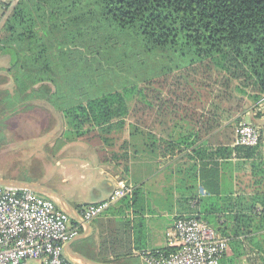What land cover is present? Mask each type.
Instances as JSON below:
<instances>
[{
	"label": "crops",
	"instance_id": "1",
	"mask_svg": "<svg viewBox=\"0 0 264 264\" xmlns=\"http://www.w3.org/2000/svg\"><path fill=\"white\" fill-rule=\"evenodd\" d=\"M3 21L0 8V27ZM185 74L143 88L132 112L94 129L95 140L75 138L64 115L46 103L17 112L0 105L3 140L10 135L28 152L21 168H7L0 179L51 187L80 215L106 200L119 180L131 185L128 205L120 200L83 224L80 234L87 230L84 238L93 244L79 249L95 262L114 264L121 255L118 264H144L148 255L176 249L168 235L178 219L196 217L229 243L218 264H264V146L247 151L236 145L242 124L264 127V115H257L264 99L234 87L224 97L220 87H189ZM176 78L183 84H174ZM74 243L71 249L81 254Z\"/></svg>",
	"mask_w": 264,
	"mask_h": 264
},
{
	"label": "trees",
	"instance_id": "2",
	"mask_svg": "<svg viewBox=\"0 0 264 264\" xmlns=\"http://www.w3.org/2000/svg\"><path fill=\"white\" fill-rule=\"evenodd\" d=\"M0 8V86L14 88L0 90V105L17 112L46 103L64 115L75 138L97 139L94 129L127 116L143 88L171 76L149 65L155 51L184 60L177 70L186 81L176 78V85L220 87L223 97L234 87L264 99V0H0ZM141 69L146 76H138ZM262 146L264 137L256 147H238Z\"/></svg>",
	"mask_w": 264,
	"mask_h": 264
},
{
	"label": "built area",
	"instance_id": "3",
	"mask_svg": "<svg viewBox=\"0 0 264 264\" xmlns=\"http://www.w3.org/2000/svg\"><path fill=\"white\" fill-rule=\"evenodd\" d=\"M263 137L264 127L242 124L236 145L256 147ZM132 194V186L119 180L106 200L84 208L81 217L89 223ZM72 220L67 211L48 198L32 191L0 187V264H77L64 253L65 245L84 227L81 223L74 226ZM168 237L176 252L148 255L144 264H218L229 245L196 217L178 219Z\"/></svg>",
	"mask_w": 264,
	"mask_h": 264
},
{
	"label": "rangeland",
	"instance_id": "4",
	"mask_svg": "<svg viewBox=\"0 0 264 264\" xmlns=\"http://www.w3.org/2000/svg\"><path fill=\"white\" fill-rule=\"evenodd\" d=\"M4 12L5 11L3 10V13ZM112 30H114V29H112ZM112 30H110V32H112ZM148 61H149V65L151 66V68L153 66L154 71L157 74H161V77H163V75L164 76L165 75H172V74L178 73L180 71H183V69H181V70H177V69L181 68V66L184 65V60L180 59V58L178 59L176 56L170 55L168 53L155 51L152 54H150V56L148 57ZM136 73L138 74L139 77L147 75L145 73V69L137 70ZM161 77H159V78H161ZM164 78L157 79V81H162V80H164ZM153 81L150 85L154 84V87L158 86L156 79H155L156 82L155 81L153 82ZM133 104H131L130 107H133ZM130 112H132V109H130ZM263 113H264V108H259L257 115H264ZM260 123L264 124V121H262ZM67 125H68V123H67ZM253 125H256V124H253ZM257 126H258V124H257ZM60 128L61 127L58 126L57 130H60ZM4 131H5V128H4ZM5 136H6V134H5ZM6 137H7L6 140L0 139V174L2 176L7 174L6 173L7 168H11V167L21 168L23 166V164L26 163V160L24 158H25L26 153L28 154V152L22 151L21 148H22L23 144L19 143L17 141V139L13 138L10 135H8ZM101 152L104 155L103 151H101ZM55 153H56V151H54L53 155ZM86 207H84V208H86ZM95 220H93L91 222H94ZM37 263L38 262H31V264H37Z\"/></svg>",
	"mask_w": 264,
	"mask_h": 264
},
{
	"label": "water",
	"instance_id": "5",
	"mask_svg": "<svg viewBox=\"0 0 264 264\" xmlns=\"http://www.w3.org/2000/svg\"><path fill=\"white\" fill-rule=\"evenodd\" d=\"M0 187L8 188L12 190H27L32 191L40 196H43L45 198H48L52 201H54L58 206H61L72 215V217L78 221L79 223L88 225L81 217V215L78 213V211L71 206V204L55 189L48 187L43 184H39L36 182H30V181H19V180H10V179H0ZM88 235V231L86 230L84 233L80 234L79 236L72 239L67 244V258L77 264H105V263H99L92 260L87 259L82 254L76 253L71 249V245L73 242L84 238Z\"/></svg>",
	"mask_w": 264,
	"mask_h": 264
}]
</instances>
